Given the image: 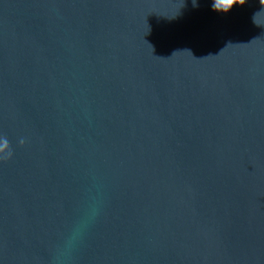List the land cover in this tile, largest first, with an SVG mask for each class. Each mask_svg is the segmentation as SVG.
Wrapping results in <instances>:
<instances>
[{"label":"water","instance_id":"water-1","mask_svg":"<svg viewBox=\"0 0 264 264\" xmlns=\"http://www.w3.org/2000/svg\"><path fill=\"white\" fill-rule=\"evenodd\" d=\"M0 264H264V0H0Z\"/></svg>","mask_w":264,"mask_h":264},{"label":"clouds","instance_id":"clouds-1","mask_svg":"<svg viewBox=\"0 0 264 264\" xmlns=\"http://www.w3.org/2000/svg\"><path fill=\"white\" fill-rule=\"evenodd\" d=\"M245 4V0H232L231 4L225 5V4H221L219 2V0H213V10L216 12H223V13H227L229 12L233 7H235L236 5H240L243 6ZM4 148L8 147V142L7 140L4 143Z\"/></svg>","mask_w":264,"mask_h":264},{"label":"snow or ice","instance_id":"snow-or-ice-1","mask_svg":"<svg viewBox=\"0 0 264 264\" xmlns=\"http://www.w3.org/2000/svg\"><path fill=\"white\" fill-rule=\"evenodd\" d=\"M219 2H220L221 4L228 5V4H231L232 0H219Z\"/></svg>","mask_w":264,"mask_h":264}]
</instances>
